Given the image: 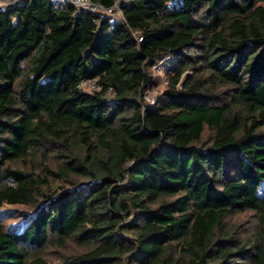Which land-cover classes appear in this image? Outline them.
Instances as JSON below:
<instances>
[{"label":"trees","instance_id":"16d2710c","mask_svg":"<svg viewBox=\"0 0 264 264\" xmlns=\"http://www.w3.org/2000/svg\"><path fill=\"white\" fill-rule=\"evenodd\" d=\"M119 11L0 8V264H264V0ZM4 205L30 212L8 228Z\"/></svg>","mask_w":264,"mask_h":264},{"label":"rangeland","instance_id":"374dc122","mask_svg":"<svg viewBox=\"0 0 264 264\" xmlns=\"http://www.w3.org/2000/svg\"><path fill=\"white\" fill-rule=\"evenodd\" d=\"M170 12L178 13V10L173 8H167ZM176 70V64L174 63V60L170 56H165L162 59L157 60L154 65L150 69V75L151 79L153 81V87L150 89H146L142 94V100L147 104H154L156 99L160 97V95L165 91L167 87V77L172 75L174 71ZM190 75L189 71H186L181 76V81H184L187 79V77ZM83 90L90 91L91 89L84 88ZM207 134H204V137ZM53 162L56 163L55 160H52L50 165H53ZM27 165H31L30 163ZM19 169L24 166V164H18L17 165ZM66 184L60 182V181H53L50 183L51 190L58 189L60 186H64ZM1 210L7 212L6 214H3V223L8 228H11L13 226H16L20 224L21 219L20 217H17L18 214H29L30 207L28 206H3ZM12 215V216H8ZM231 223H237L242 226L243 229H252L255 223V215H253L250 212L242 213V214H235L231 219ZM75 249H72L71 247H67L65 250V253L68 252H74ZM55 254H49L48 259L52 260L53 256Z\"/></svg>","mask_w":264,"mask_h":264},{"label":"built area","instance_id":"2783aa9c","mask_svg":"<svg viewBox=\"0 0 264 264\" xmlns=\"http://www.w3.org/2000/svg\"><path fill=\"white\" fill-rule=\"evenodd\" d=\"M25 0H0V8L4 9L12 4L21 3ZM51 4L56 5H70L78 10L86 11L93 14L95 18L102 19L103 17L112 18L115 21H122V16L120 14V6L127 0H113L109 7H103L99 4L91 3L90 0H48ZM136 43L141 39L136 34H133ZM84 88L97 90V88L90 81H82L78 84L77 89L83 90Z\"/></svg>","mask_w":264,"mask_h":264}]
</instances>
